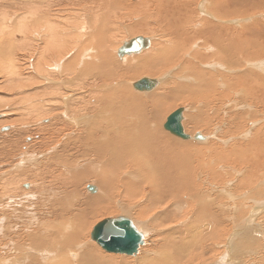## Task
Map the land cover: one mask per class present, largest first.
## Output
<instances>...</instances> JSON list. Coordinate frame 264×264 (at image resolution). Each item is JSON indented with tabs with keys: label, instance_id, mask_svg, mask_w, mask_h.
<instances>
[{
	"label": "rangeland",
	"instance_id": "rangeland-1",
	"mask_svg": "<svg viewBox=\"0 0 264 264\" xmlns=\"http://www.w3.org/2000/svg\"><path fill=\"white\" fill-rule=\"evenodd\" d=\"M48 1H52L53 5L50 4L47 6L45 2L46 5L44 3V8H40L37 14L31 13L32 16L30 17L29 12H25L21 9V0H0V45H2V41L6 39V36L10 34H15V36L19 35L21 38L19 31L22 28L21 21L23 17H27L26 21L30 22H27L28 24L33 22V24L38 25L37 23L41 20L39 16L46 11V8H50V16L51 13L58 12V15H53V20L51 19L48 24V26L52 28H48L47 24L44 22L45 20H41L40 22L42 23L39 22L40 26L34 25L36 26L34 27L33 24L31 27L28 26L29 29L32 28V30L28 33V38L25 41L21 38L23 44L25 43L21 45L23 47L20 46V48L16 45L15 47L10 46L9 49L8 43H5L2 45L3 48H0V140L3 141L0 143V156H3L0 162H4L5 164L12 162V158L9 162L7 160V156L14 151V148L10 144L16 143L17 151L21 152L20 148L22 147L21 150L24 152L27 151L26 149H29L33 143L37 142L38 138L41 136V133L36 132L37 126H44L43 121L51 118L53 122H57L56 120L63 119L61 116H69V111L67 115L66 109H63V105H66L67 108L71 105L72 113L76 117H80V112H82L80 105L82 103L84 104L87 98H90V94L97 93V91L98 94L115 92V85H120L119 88H117L120 92L122 89L128 90L136 99L143 103H149L154 99L162 97L164 93L172 90L175 86H183V88L196 87V80L198 81L200 79V75L212 81V83H210L211 86L205 89L210 95L206 92L205 98L203 96L201 97L205 92L202 91V93L198 95L199 100L195 99V101L187 97L185 95L186 93H181L182 97L180 100H177V103L173 101L175 102L174 104L171 102V104L161 111L160 120L155 119L156 121L154 123L150 121L153 124V126H151V133L154 132V134L164 136L165 140L167 139V142L171 146L173 144L174 147L179 145L178 147H182L184 153L188 157V164L185 165L186 168L182 167L178 169L179 173H176L179 176L181 175V180L176 184L179 187L162 193V187L164 186L162 183H165L166 180L154 178V176L156 177V175H154L156 171H154L155 167L153 166V162L150 161L149 158L141 156L142 162L146 165L144 163H139L135 168H131V170L127 169L124 173L122 171L119 178L121 180L125 178V181L128 180L131 184L133 183L132 186H138L137 188L144 190L145 197L140 196L141 198H135V201L131 199V201L129 199L128 201L122 196L124 192L123 185H119V188L117 187V192L116 190L113 192V196L115 197L114 202L111 201V203H109L111 209L107 205V211L106 209H102L99 211L100 214L99 212L94 213L92 217L90 216L91 218L89 217L87 218L88 220L86 219L83 228L84 232L83 230L81 232L82 240L79 242L82 251L79 250V244H76L77 247L76 245L72 246L70 248L71 250L67 248L65 251L62 249V251L67 254L70 252L79 253L83 252L84 245H90L92 247L91 250H93L99 258L107 260L103 262V264H158L163 260L165 262L167 261L169 264H179L178 261L183 262H180V264H264V0H180L181 6L175 8L177 11L171 10L165 14L161 21L156 18L148 19L146 13H137L135 7L140 5L153 8L154 4L151 3L152 0H118L120 8L116 13V17L113 20L110 15L107 17V22L110 23V26L107 30V36L109 37L106 39V42L108 41L109 45L107 44L106 50H108L105 51L106 54L103 56L100 52L101 54L97 53L96 56L93 57L94 51H91L85 56L80 55V58H78L80 61L77 60L76 62L77 67H74L76 64H71V67L69 64V62L71 63L74 60V56H77L79 53V50H73L72 46H87V43L91 42V38L96 35V26H99V22L93 23L91 18L93 15L97 18L101 17L102 10L98 5H101L103 0H83V2L82 0ZM64 1H66V3ZM165 1L170 5L169 0H164V2ZM28 2V0H22V4H28ZM36 3H38V0H36ZM19 7H21L20 10ZM69 10L70 12L72 11V13L68 15ZM41 11L42 13L40 14ZM81 11L82 13H80ZM77 12L80 13L81 16L77 14ZM85 13L87 14V19L89 18L88 22L90 24L88 25V31L82 32L83 34H81V25L84 24L85 20L81 22L79 19H85ZM220 13H222V16ZM13 15H15V19L9 23ZM67 16H69L70 19H67L69 18ZM127 17H130V19H127ZM17 18L19 20L21 18V20L19 21ZM38 18L40 20H37ZM17 20L19 22L18 27L14 29L10 28ZM35 20H37V23ZM177 22L180 23V26L177 25ZM94 25L96 26L94 27ZM183 25L188 27V30L186 29L185 31ZM175 29H178L180 32L184 31L185 34L180 36L176 33ZM50 32L56 37L60 36L63 41L69 40L71 48L67 50L68 54L64 52L61 57L55 54V46L49 43L54 44V42H57L50 38ZM228 32L233 37L230 43L232 44L231 47L229 44H226ZM21 34L24 36L23 33ZM78 34L83 36V40L79 38L80 35ZM217 34L220 35L218 36ZM97 35L99 38L102 37V34L100 35L101 37L99 34ZM89 36H91L90 40L88 38ZM138 36L153 40V45H151L152 48L149 50L151 53L147 50L140 54L132 55V57L125 56L124 58L126 60L123 58V60L119 59L115 49L118 48V46L121 47L123 41L131 40ZM183 36L184 38H182ZM215 36L220 41L225 42L222 47L227 46L228 50H231L230 53H232V51L236 53L235 55H230L228 66H226L222 58H216V54L220 55V52L216 48L218 39ZM13 39L14 41L18 40L15 39L14 36ZM175 39L184 42L183 45L185 47L181 48L184 52L180 49L181 51L178 50L177 54L171 53L170 58L172 62L170 64H166L165 67L162 66L159 69L157 68V70H130V68L133 69V67H136L142 61L150 59V56L154 54V52H156V54L157 52L160 53L159 51L163 50L162 45L163 48H168L166 49L167 52L173 50L174 48L172 47H174V44H180L178 40L175 42ZM188 39L190 40L188 41ZM191 39H193V41ZM93 40L96 41L97 38ZM156 49L158 50L156 51ZM42 50H45L47 53H45L46 60L51 58L49 61L47 60L48 62L40 58ZM174 50L176 51V49ZM91 54L93 55L91 56ZM179 54L180 56H178ZM174 56L178 57L175 59ZM106 57H109V59ZM100 58H103V60ZM174 59L175 61H173ZM103 63H107L108 66L105 64L107 69L111 70L129 69V75L127 74L125 78L118 81L113 80L109 82L108 78H105L103 76L104 74H102L106 69L100 72L102 75H97L94 70H91V66L94 64L96 66H101ZM36 64L39 66L36 67ZM48 64L50 67L48 66L47 68ZM53 65H57L58 70L57 68L54 70ZM89 66L90 68H88ZM64 67L67 69L64 70ZM94 67L92 69H94ZM68 68L70 70L74 69L76 73L70 71ZM83 68L86 69L87 73L85 72V77L80 76L81 78H79L80 69ZM52 71H54V73ZM70 72L72 74L71 76L68 74ZM197 72H202L203 75L202 73L199 75ZM196 73L198 74L197 76L195 75ZM63 74L65 75L64 77ZM68 75L70 79L74 76L73 82L75 86L74 84L70 85L68 82ZM92 75L99 79L98 83L95 84L96 86H91L89 84V82L93 80V77H91ZM143 77L156 80L158 78L159 83L157 88L151 92H136L133 87H131V83ZM225 77L231 80L228 78L225 79ZM232 77H239L240 79L233 78L234 80H232ZM45 78H47L49 82H46ZM160 79L161 81H159ZM217 79L219 80L217 81ZM251 79L255 82H251ZM221 80L224 83H221ZM226 81L227 83H225ZM121 83L125 85L122 86ZM238 83L240 86L237 85ZM244 84L246 86H244ZM257 84L259 85L257 86ZM248 86L251 88H248ZM255 86L256 88L259 87L257 88L258 90L254 88ZM54 87L56 90H59V94H57L56 90H53ZM101 87L104 88L102 89ZM65 88H68V92ZM250 91H254V93ZM174 92L173 89V93H169L168 97L173 96ZM50 93H52V95ZM212 93L215 95H212ZM226 93L227 95H225ZM65 94L68 96H65ZM221 94H224L226 99H224ZM226 96H228L229 99ZM61 97L67 98V101L61 100ZM52 99H54V102ZM200 99H202V101ZM89 101L94 105L95 101L93 98ZM206 102H208V104ZM31 104H35L36 106L33 105L34 107H31ZM45 105L47 108H57L58 110L56 109L54 113L51 112L47 116ZM39 107H42V109H39ZM115 107L116 106L113 107V104H110L107 105L106 110L100 111L102 116L106 114L107 116L105 115L104 117L110 119L101 121L100 123L104 131L107 130L108 137H112L118 132L119 126L116 127L117 122L114 120L115 116L118 115L119 118H125V113H122L120 109L116 108L124 114L121 115L120 111L115 110ZM30 108L34 109V111L38 110L36 111L38 114H33L34 111ZM178 108L185 109L184 119L182 121L185 132L189 135L199 132L207 136L208 139L206 141H184L163 129L166 118ZM111 110L114 111L112 112ZM147 110L152 112L150 106H148ZM199 112L202 113L200 116H202L201 118L204 117L202 121L205 123L200 126L196 125L193 121V118L196 117ZM58 115H60L59 118ZM62 121L57 122L59 125L56 126V129L62 131V134H64V132H66V127L60 124ZM81 122L84 124L86 118H82ZM4 128H6V131L1 132ZM81 128L84 127L82 125L74 126L73 131H79ZM47 136L50 138L51 134L46 133L44 135V137ZM51 138L62 139V137L56 134H53ZM116 138H118V135H116ZM57 141L49 147L47 146L48 148L45 147L42 149L46 157L44 156L43 159H40V169L43 170L45 166V171H43L44 173L46 172L45 177L48 176L47 180H54L55 183L57 175H60L61 178H63V175L56 174L57 167L55 166L56 168H54V166L50 165V156L53 157L56 152H60L64 148L60 146L66 140L61 142ZM3 145L4 148H2ZM35 145L32 149L33 152H37V149L34 148ZM72 153L77 156L78 161L81 160L82 157L76 151L73 150ZM137 160L138 159H136V161ZM183 168L184 170H182ZM133 170L135 171V176L132 178L134 173ZM100 171L102 170L97 169L96 172H88L85 178L81 177L79 179V184L76 185L78 190L76 194L78 198L75 202L71 200L66 201L59 197L60 199L57 200L56 205H66V209L69 207L76 208V203L78 204L79 202L80 204L81 201L85 203L89 198L100 196V190L98 194H92L86 190L87 184H93L97 188L99 187V189H102L101 184L97 180V176L104 175V172ZM70 175L74 176V173ZM192 177L193 182L191 179ZM65 180L58 184V186L62 188L58 190L63 193L68 192L65 187H69L71 184L70 181L67 182V179ZM33 183L39 185V182H35V179L32 178L27 182L20 183V187L22 190L27 191L31 188ZM26 184L30 186L29 189L24 188ZM168 187L171 186L168 185ZM32 193L34 196L38 195L37 193L35 194V189H33ZM154 194H158L159 196H156L160 197V199L155 201ZM47 196L48 198H44V202H39V196L33 198V201L32 199L28 200L27 202L29 203L25 201L26 203L24 205L22 203L20 204V201L16 202L19 203L17 209L21 210L20 213H16V216L21 215L23 217L19 223H17V220H19L17 217H9L10 226L8 223L5 225V229L9 231L8 241H12V243L9 246V252L6 250L7 254H5V252L3 255L0 251V260L3 255L8 261V264H32V261H37V264H55L56 262L65 261V257L60 256V254L51 253V256L45 254L41 256L44 248L49 250L51 245L55 247L62 246L57 243L51 244L55 241L52 236L46 237V240L43 239V242L37 239L35 240L40 230V232H42L40 236L43 238L48 233H53L58 228V223L61 220L59 218L61 213L57 215L58 212H55L52 216L51 211H53L54 207L49 205L46 206L45 203L46 201L49 202V199L52 198V194H47ZM168 197L173 199L170 200ZM147 198H152L153 202L151 205L147 202ZM67 202L70 204H67ZM153 203L156 205H153ZM48 206L50 209H46ZM101 206H103L102 203L100 207ZM139 206H145L142 218L133 216L132 210ZM179 207L183 209H179ZM48 211L50 212V216H48ZM121 216L131 219L139 232H142L143 238L145 239H143L144 244L140 246L139 252L135 256L107 253L91 240L90 233L97 223L106 218H117ZM68 218L71 219V216ZM210 221L212 224L209 223ZM36 223H39L40 227ZM43 224L49 225L45 227ZM36 227L38 230L35 229ZM210 230L212 233H217V237L213 233L214 236L211 237L212 239L208 240L207 238V241H202L204 238L210 237V234L208 235V232H211ZM67 232H70V230ZM199 236H201V239L195 243L196 237L198 238ZM33 240H35V243L37 241L40 247L34 246L32 244ZM44 242L46 245L43 246ZM8 243L10 244V242ZM191 244L196 245L194 249ZM41 247H43V249ZM186 249H188L189 252ZM187 252L190 254L188 255ZM185 254L186 257L184 256ZM191 255L195 257L194 260H192L193 257ZM31 257L35 259L31 260ZM165 262L163 263L167 264Z\"/></svg>",
	"mask_w": 264,
	"mask_h": 264
},
{
	"label": "bare ground",
	"instance_id": "bare-ground-1",
	"mask_svg": "<svg viewBox=\"0 0 264 264\" xmlns=\"http://www.w3.org/2000/svg\"><path fill=\"white\" fill-rule=\"evenodd\" d=\"M28 4H22V0H21V5H22V8L19 7V10L20 8L23 9L25 12H29L30 13V17L32 16L31 13H34V14H37V11L40 9V8H44V3L46 2L47 3V6H49L50 4L53 5L52 1H48V0H38V3H36V0H28ZM124 1V0H123ZM66 3V1H64ZM63 2V3H64ZM83 2V0H82ZM170 2V5L168 4L167 1L164 2V0H152V4H154L153 8H150V7H147V6H143V5H140L138 7H135L136 10H137V13L139 14L140 12L142 13H146L147 14V18L148 19H152V18H156L158 20H162L163 17L165 16V14H167L168 12H170L171 10L173 11H177L175 8H177L178 6H181L180 5V0H169ZM18 3V2H17ZM16 3V4H17ZM45 3V5H46ZM12 4V3H11ZM83 4V3H81ZM12 6V5H10ZM63 6V5H62ZM18 7V6H17ZM68 7V6H67ZM70 7V6H69ZM84 7V6H83ZM98 7L101 8L102 10V13H101V17L100 18H97L95 17V15L92 16L91 20L92 22H99V26H96L94 25V27L96 26V37L93 36L91 38V36H89V40L91 38V42H88L87 43V46H72L73 50L74 49H78L79 50V53L77 56H74V60L69 64H70V67H71V64H76V66L74 65V67H77V60L80 61V58L79 56L80 55H83L85 56L86 54L90 53L91 51H94V55L91 54V56L93 55L96 56L97 53H100L101 55H105V51L106 50V47H107V44L109 43L108 41L106 42V39L109 37L107 36V30L110 26V23L107 22V17L108 15H110L111 19L113 20L115 17H116V13L117 11H119V8H120V5H119V2L118 0H103V3L101 5H98ZM50 9V8H49ZM46 8V11L44 13H42V11L40 12L41 16H39V18L41 20H45L44 22L47 24H49V22L51 21V19L53 20V15L57 16L58 15V12L57 13H51V16H50V10ZM65 9V8H64ZM69 9V8H68ZM226 9V8H225ZM58 11V10H57ZM61 11V9H60ZM74 12V11H73ZM67 13V12H66ZM72 11L70 12V10L68 11V15L71 14ZM82 13V11L80 12ZM77 12V14H80ZM25 14V13H24ZM182 14V13H181ZM221 16H222V13H220ZM26 15V14H25ZM24 15V16H25ZM60 15V14H59ZM83 15V14H82ZM28 16V14H27ZM79 16V15H78ZM81 16V14H80ZM29 17V16H28ZM35 17V16H33ZM69 17V16H67ZM26 18L27 17H23L22 21H21V25H22V28L20 29V35H21V38L23 41H25L27 38H28V33H30V30H32V28L29 29V27L32 26L33 22H31V24H28L30 23L29 21H26ZM37 18V17H35ZM37 19V20H40V19ZM81 18V17H80ZM15 19V15H13L11 17V19L9 20V23H11L13 20ZM18 19V18H17ZM32 19V18H30ZM64 19V18H63ZM67 19H70L67 18ZM126 19V18H125ZM127 19H130V17H127ZM147 19V20H148ZM5 20V19H4ZM19 20V19H18ZM15 22L14 25H12V27L10 28H16L18 27V24L19 22ZM21 20V18H20ZM19 20V21H20ZM28 20V19H27ZM37 20H35V22L37 23ZM40 20V21H41ZM81 20H85L84 24L81 25V34H83L82 32H87L88 30V25L90 24L88 21H89V18L87 19V14L85 13V19H79ZM39 21V22H40ZM69 21V20H68ZM67 21V23H68ZM77 21V20H76ZM28 22V23H27ZM34 22V23H35ZM37 23L39 26H40V23ZM43 22V23H44ZM92 23V24H93ZM212 24V23H211ZM36 25V24H33V26ZM36 25V26H38ZM177 25L180 26V23L177 22ZM185 25V24H184ZM183 25V26H184ZM29 26V27H28ZM34 26V27H36ZM46 26V28H47ZM55 26V25H54ZM83 26V27H82ZM217 26V25H216ZM50 26H48L49 28ZM174 27V25H173ZM212 27V26H211ZM223 27V26H222ZM38 28V27H37ZM40 28V27H39ZM52 28V27H50ZM79 28V27H78ZM208 28V27H206ZM56 29V28H55ZM186 29L188 30V27H185L184 26V30L186 31ZM48 30V29H47ZM54 30V29H53ZM57 30V29H56ZM54 30V31H56ZM79 30V29H78ZM106 30V31H105ZM176 33L180 36L184 35L185 32H180L178 29H175ZM219 31V30H218ZM25 32V33H24ZM52 32V31H51ZM49 34L50 38L51 39H54L57 43H55L54 41V44L53 43H49V44H52L53 46H55V50L56 51V55L58 57H61V55L64 53V52H68L67 50L70 49V45H69V40L68 41H63L61 39L60 36L56 37L53 35V33ZM23 33L24 36L21 34ZM110 33V32H109ZM108 33V34H109ZM202 33V32H201ZM221 33V32H220ZM81 34H78L80 35V39L83 40V36H81ZM88 34V33H87ZM95 34V33H94ZM99 36L102 34V37L99 38ZM15 39H18L17 41H14L13 39V36ZM218 36L220 34H217ZM223 35V34H222ZM191 36V35H190ZM227 43L226 44H229L230 47L232 46V44H230L232 42V36L231 34H229V32L227 33ZM216 37V36H215ZM20 36L19 35H16L15 34H10L8 36H6V39L4 41H2V45H4L5 43H8V46H9V49H10V46L11 47H15L17 45V47H20L21 45H24L22 40H21ZM66 38V37H65ZM96 41H94L93 39H96ZM136 38V37H135ZM184 38V36L182 37ZM192 38V37H190ZM217 38V37H216ZM243 38V37H242ZM110 39V38H109ZM134 39V38H133ZM150 40V47L149 48H143L138 54L142 53L143 51H149L152 47L151 45H153V40L150 39V38H147ZM174 39V38H173ZM218 39V38H217ZM62 40V41H61ZM176 40L179 41V39H175V42ZM190 39H188L189 41ZM193 41V39H191ZM46 41V40H45ZM48 41V40H47ZM51 41V40H50ZM126 41H129V40H125L123 42H126ZM173 41V40H172ZM122 42V44H123ZM180 44H174V49H176V51L174 52L173 50H170L169 52L166 51V49L168 48H163V45H162V49L165 50V51H159L160 53L157 52H154V54H152L150 56V59L148 60H145V61H142L141 63H139L136 67H133L130 68V70H137L139 69L140 71H150V70H157V68L159 69L160 67H165L166 64H170L172 61H171V53H175L177 54L178 53V50H180L181 48H184L185 46L183 45L184 42H181L179 41ZM234 42V41H233ZM27 43V42H26ZM187 43V42H185ZM223 41H220L218 39V42L216 44V48L219 50L220 52V55L219 54H216V58H222L223 61H225L226 63V66H228L227 64H229V61H230V55H235L236 53L234 51L231 52V50H228L227 46H223ZM159 44V43H158ZM0 45V48H3V46ZM48 45V44H47ZM51 45V46H52ZM109 45V44H108ZM160 45V44H159ZM2 46V47H1ZM7 46V47H8ZM49 46V45H48ZM122 46V45H121ZM161 46V45H160ZM165 46V45H164ZM187 46V45H186ZM189 46V45H188ZM23 47V46H21ZM20 47V48H21ZM5 48V46H4ZM120 47L118 46V48L115 49V51L117 52V50L119 49ZM171 48V49H172ZM7 49V48H6ZM31 49V48H30ZM93 49V50H91ZM159 49V48H158ZM156 49V51L158 50ZM161 49V47H160ZM18 50V49H17ZM86 50V51H84ZM183 52L184 50L181 49ZM180 50V51H181ZM186 50V49H185ZM236 50V48H235ZM49 51V50H48ZM53 51V50H52ZM173 51V52H172ZM179 51V52H180ZM264 51V50H263ZM50 52V51H49ZM151 53V51H149ZM10 53V51H9ZM46 51L42 50L41 52V56L40 58L44 61H49V59L51 58H48L46 60ZM54 53V52H53ZM71 53V52H69ZM93 53V52H92ZM109 53V52H107ZM218 53V52H217ZM7 54V53H5ZM4 54V55H5ZM68 54V53H67ZM182 54V53H181ZM44 55V56H43ZM132 55H135V54H131V55H122L120 57H118L119 59H125L124 57L125 56H130L132 57ZM9 56V54H8ZM11 56V55H10ZM90 56V57H91ZM108 56V55H107ZM180 56V54L178 55ZM177 56V57H178ZM52 57V55H51ZM110 57V56H109ZM109 57H106L109 59ZM175 59L177 58L176 56H174ZM173 57V58H174ZM172 58V59H173ZM83 59V58H82ZM93 59V58H92ZM96 59V58H95ZM103 60V58H100ZM122 59V60H123ZM175 59L173 61H175ZM234 59V58H233ZM41 60V61H42ZM121 60V61H122ZM126 60V59H125ZM124 60V61H125ZM142 60V59H140ZM221 60V59H219ZM7 61V60H6ZM39 61V59H38ZM47 61V62H48ZM112 61V59H111ZM40 62V61H39ZM103 62V61H102ZM108 62V61H106ZM113 62V61H112ZM111 62V63H112ZM30 63V62H29ZM41 63V62H40ZM51 63V61H50ZM49 63V64H50ZM114 63V62H113ZM189 63V62H188ZM28 64V63H27ZM42 64V63H41ZM40 64V65H41ZM49 64L47 65V68L49 66ZM68 64V63H67ZM81 64V63H80ZM84 64V63H83ZM92 64V63H91ZM104 65L107 63H103ZM101 64V68L99 66H96L95 64V67L94 65L91 66L92 68L94 67V69L91 68V70L95 72V74L99 75L101 74L100 72L104 71L106 69L105 72H102V74H104L103 76L105 78H108V81H118L122 78H125L128 74V71L130 72V70H111V69H107V66ZM127 64V63H126ZM37 65V64H36ZM86 65V64H85ZM114 65V64H113ZM39 65H37L36 67H38ZM233 66V64H232ZM252 66V65H251ZM50 67V66H49ZM58 66L56 65H53V68L55 70V68H57ZM68 67V66H67ZM105 67V68H104ZM129 67V66H128ZM127 67V68H128ZM220 67V66H219ZM40 68V67H39ZM38 68V69H39ZM52 68V69H53ZM80 68V67H79ZM90 68V66L88 67ZM224 68V67H223ZM222 68V69H223ZM226 68V67H225ZM15 69V68H14ZM67 68L64 67V70H66ZM69 69V68H68ZM126 69V68H125ZM41 70V69H40ZM58 70V68H57ZM70 70V69H69ZM68 70V71H69ZM101 70V71H100ZM229 70V69H228ZM70 71H74L75 70H70ZM78 71V70H77ZM81 72H79V75L78 77L81 78L80 76H83L85 77V72L87 73L86 69L83 68V69H80ZM90 71V69H89ZM146 71V72H147ZM225 71V70H224ZM54 73V71H52ZM228 72V71H227ZM199 75L202 73V72H197ZM195 74L196 76L198 74ZM48 74V73H47ZM50 74V73H49ZM70 74V76L72 75L71 72L68 73ZM78 74V73H77ZM101 74V75H102ZM100 75V76H101ZM129 75V74H128ZM203 75V73H202ZM206 75V74H205ZM65 75L63 74V77ZM68 75V78L69 79V83L70 85L71 84H74L75 86V83L73 82L74 80V76L70 79V77ZM88 76V75H87ZM86 76V77H87ZM195 76V77H196ZM248 76V75H247ZM93 77V75L91 76ZM95 77V76H94ZM93 77V80L91 82H89V84L91 86L95 85L98 83V80L96 77L94 78ZM98 77V76H97ZM244 77V76H243ZM55 78V77H54ZM228 78V77H227ZM225 77V79H227ZM232 77V80L236 79L237 77ZM239 78V77H238ZM237 78V79H238ZM46 82H49V80L47 78H45ZM52 79V78H51ZM66 79V80H67ZM77 79V78H76ZM86 79V78H85ZM116 79V80H115ZM141 79H146L148 80L152 86L150 87L151 89L147 92H151L153 90H155L158 86V78L157 80L156 79H152V78H147V77H143V78H140ZM213 79V78H212ZM223 79V78H222ZM223 79V80H225ZM229 79V78H228ZM240 79V78H239ZM248 79V78H247ZM255 79V78H254ZM259 79V78H258ZM57 80V79H56ZM219 79H217L218 81ZM231 80V79H229ZM246 80V79H245ZM257 80V79H256ZM161 81V79L159 80ZM228 81V80H227ZM227 81L225 83H227ZM241 81V80H240ZM244 81V80H243ZM242 81V82H243ZM262 81V80H261ZM51 82V81H50ZM107 82V81H106ZM197 84L196 87L192 86V88H189V87H185L183 88V86H175L172 88V90H169L168 92L164 93V95H162V97L158 98V99H154L152 101H150L149 103H143L142 101L136 99L135 97L132 96L131 92L128 91V90H125V89H122V91L120 92L119 90H117V88H119V86L115 85L116 87L114 88L115 92H108V93H104V94H98V91L97 93H94V94H90V98L87 100H85V103L81 104L80 105V108H82V112H80V117H76L73 113H72V106L69 105V107L67 108L66 105H63V109H66V113L69 111V116H61V118H63L62 120L59 119V120H56L57 122H61L60 124L64 125L66 127V132H64V134H62L63 132L60 131V130H57L56 129V126L59 125V123L57 124V122H53V120L50 118L49 120H45L43 121L44 123V126H37V130L36 132L38 133H41V136L38 138L36 145L35 143H33L29 149L27 148V146L25 145V147L27 148L26 150L27 151H24L21 150L22 147L20 148V151L21 152H18L17 151V147H16V143H12L10 144L13 148H14V151L12 154H10L9 156H7V160L8 162L11 160L12 158V162L9 163V164H5L4 162H0V251L1 253H5L6 250L9 252V246L11 245L12 241H8V236H9V231L7 229H5V225H7L9 223V217L11 218H14L17 217L19 220H17V223H19V221L21 220V218L23 216H16V213H20L21 210H18V206H19V203H16L18 201H20V204L22 203L23 205L28 201V200H31L33 201V198L39 196V202L40 201H43L44 198H48L47 194H52V198L49 199V202L46 201V206L49 205V206H52L54 207L53 211H51L52 213V216L53 214L56 212H58L57 215H59L60 213V222L58 223V228L53 232L51 233H48L46 236L41 237L40 235H42V232L39 231V234L36 236L35 240L37 239L38 241H42L43 242V239H45L46 237H50L52 236V238H54L53 240V243L51 244H54V243H57V244H61L62 246L61 247H55L54 245H51L49 248V250L45 249L42 250V252H39V253H42L41 256L43 254L47 255V256H51V253H55V254H60V256L62 257H65V261H61V262H56L55 264H103V262L107 261V260H104L102 258H99L97 256V254L91 250L92 247L90 245H84V249H83V252H79V253H74V252H70V253H66V252H63L62 249L65 251L67 250V248H71L72 246L74 245H78L79 242L82 240V236H81V232L85 226V223H86V219L89 218L90 216L92 217V215L94 213H98L99 211H101L102 209H106V211L108 210L107 209V205L110 207L109 203H111V201L114 202V199L115 197L113 196V192L116 190L117 192V187L119 185H123V189H124V192L122 193V196L123 198L125 199H131L132 201H135V198H138V197H143L144 196V190H140L139 188H137L136 186H132L133 183L131 184L128 180L125 181V178L124 180H121L119 178L120 176V173H124V171H126L127 169H130L131 168H135L136 165H138L139 163H144L142 162L143 160H141V156H145L147 158L150 159V161L153 162V166L155 167L154 168V171H156V177L154 176V178H157V179H165V183H162L164 184V186L162 187L163 192H166V191H169V190H172L174 188H177L179 187L178 185H176L180 179V176L177 175L176 173H179L178 169L182 168V167H185V165H187L188 163V157L187 155L184 153L183 151V148L182 147H178L179 145H177V147H174L173 145L171 146L168 142H167V139L165 140L164 136L162 135H159V134H154V132L151 133V126H153V124L150 122L152 121L153 123L159 119L160 120V115H161V111L167 107L169 104H171V102L175 101L177 103V100L181 99L182 97V94L183 93H186L185 95L187 97H189L190 99H198V95L200 93H202V91H205V89L208 87V86H211L210 83H212V81H210V79H207L205 77H202L200 75V79L197 81ZM216 82V81H215ZM230 82V81H229ZM232 82V81H231ZM251 82H255L254 80L252 81L251 79ZM260 82V80H259ZM135 83V81H133V83H131V87L132 85ZM221 83H224L222 82L221 80ZM236 83V82H234ZM247 83V82H246ZM245 83V84H246ZM263 83V82H262ZM65 84V83H64ZM115 84V83H114ZM122 86H124L125 84L124 83H121ZM231 84V83H230ZM229 84V85H230ZM233 84V82H232ZM231 84V86H232ZM242 84V83H240ZM244 84V86H246ZM256 84V83H255ZM260 84V83H259ZM257 84V86L259 85ZM55 85V84H53ZM66 85V84H65ZM101 85V84H100ZM214 85V84H213ZM227 85V84H226ZM228 85V86H229ZM236 85V84H235ZM239 85V83L237 84ZM253 85V83H252ZM263 85V84H262ZM67 86V85H66ZM96 86V85H95ZM121 86V88H122ZM240 86V85H239ZM251 86V85H250ZM248 86V88L250 87ZM56 87V86H55ZM55 87L53 88V90H56ZM68 87V86H67ZM227 87V86H226ZM230 87V86H229ZM228 87V88H229ZM235 87V86H234ZM262 87V86H261ZM96 88V87H94ZM102 88V87H101ZM104 88V87H103ZM102 88V89H103ZM227 88V89H228ZM241 88V87H240ZM251 88V87H250ZM253 88V87H252ZM255 89L259 88L256 86L254 87ZM66 89V88H65ZM68 89V88H67ZM66 89V91H67ZM81 89V88H80ZM100 89V87H99ZM173 89H174V94L173 96H170L168 97L169 93L172 94L173 93ZM213 89V87H212ZM217 89V88H216ZM214 89V90H216ZM247 89V87H246ZM253 89V90H255ZM61 90V89H60ZM63 90V89H62ZM251 90V89H250ZM258 90V89H257ZM57 91V94H59V90H56ZM103 91V90H102ZM119 91V92H118ZM213 91V90H212ZM226 91V90H224ZM68 92V91H67ZM70 92V91H69ZM142 92V91H141ZM207 91L204 92V95L202 94L201 97L205 96V93ZM223 92V91H222ZM220 92V93H222ZM250 92H253L254 91H250ZM56 93V92H55ZM71 93V92H70ZM73 93V92H72ZM140 93V92H138ZM176 93V95H175ZM182 93V94H181ZM209 92H207L208 94ZM235 93V92H234ZM52 95V93H50ZM56 94V95H57ZM55 95V94H54ZM88 95V94H87ZM210 95V93H209ZM212 95H215L212 93ZM222 95V94H221ZM227 95V93L225 94ZM224 94L222 95L223 97L225 96ZM235 95V94H234ZM65 96H68L67 94H65ZM71 96V95H70ZM69 96V97H70ZM184 96V95H183ZM57 97V96H56ZM55 97V98H56ZM200 97V98H201ZM209 97V96H208ZM213 97V96H212ZM228 98V96H226ZM232 97H233V94H232ZM54 98V99H55ZM91 98L94 99V105H92L91 101ZM205 98V97H204ZM203 98V99H204ZM54 99H52V101L54 102ZM61 100H64V101H67V98H63L61 97L60 98ZM213 99V98H212ZM224 99H226L224 97ZM229 99V98H228ZM234 99V98H233ZM188 100V98H187ZM195 100V101H196ZM199 100V99H198ZM202 101V99H200ZM205 100V99H204ZM210 100V99H209ZM208 100V102H209ZM193 101V100H192ZM193 101V102H195ZM207 101V100H206ZM211 101V100H210ZM116 102V103H115ZM175 102H173L172 104H174ZM208 102H206L208 104ZM52 103V102H51ZM49 104V103H48ZM110 104H113V107H115V110L117 109H120L122 111V113H125L122 114L120 110H117V111H120L121 115H124L125 118H119L118 115L115 116L114 120L117 122V125L116 127H118V132L115 133L112 137H108L107 136V130L104 131V128H102L100 126V123L101 121H106V120H110L109 118L107 117H104L102 116V114L100 113V111H104L107 109V105H110ZM34 106H36L35 104H33ZM32 104H31V107H34ZM55 105V104H54ZM53 105V106H54ZM148 106H150L152 112L148 111L147 108ZM55 107V106H54ZM117 108V109H116ZM31 109V108H30ZM39 109H42V107H39ZM45 112H46V115L48 116L51 112H55V110L57 109H53V108H47L46 105H45ZM62 109V107H61ZM178 109H181V108H178ZM176 109V110H178ZM183 109V112H182V116H183V119H184V111L185 109ZM32 111H34V109H31ZM58 110V109H57ZM166 110V109H165ZM168 110V109H167ZM175 110V111H176ZM38 111V110H36ZM36 111L33 112V114H38ZM42 111V110H40ZM44 111V109H43ZM42 111V112H43ZM112 111V110H111ZM114 111V110H113ZM112 111V112H113ZM174 112V111H173ZM172 112V113H173ZM104 113V112H103ZM115 113V112H114ZM119 113V112H117ZM116 113V114H117ZM202 113L199 112L196 117L193 118V121L195 122L196 125L200 126L202 124H205L202 120L203 118H201L202 116H200ZM245 114V113H244ZM63 115V114H62ZM68 115V113H67ZM60 115H58V118H59ZM107 116V115H106ZM114 116V115H113ZM86 118V122L83 124L81 122V119L82 118ZM122 117V116H121ZM112 118V119H113ZM42 119V118H41ZM40 119V120H41ZM156 119V120H155ZM167 119V118H166ZM149 122H148V121ZM206 120V119H205ZM207 121V120H206ZM166 122V120H165ZM46 123V124H45ZM159 124V123H158ZM82 125L84 128H81L79 131H73V127L75 126H80ZM164 125V124H163ZM183 125V124H182ZM95 127V128H94ZM115 127V128H116ZM153 128V127H152ZM156 128V127H155ZM157 129V128H156ZM164 129V128H163ZM98 132H97V131ZM165 130V129H164ZM5 132L6 131V128L2 129L1 132ZM13 131V130H11ZM51 131V132H50ZM185 131V130H184ZM20 133V132H19ZM18 133V135H19ZM51 134V136L53 134H56L57 136L59 137H62V139H59V138H56V139H52L51 136L50 138L47 137H44L45 134ZM186 133V132H185ZM197 133L199 132H196L194 133L193 135H189L191 138L190 139H187V141H199V140H196V139H193L192 137L194 135H196ZM8 134V133H6ZM25 134V133H24ZM201 134V133H199ZM245 134V133H244ZM116 135H118V138H116ZM203 137H205V141L208 139L207 136H204L203 134H201ZM213 136V135H212ZM64 137V138H63ZM73 137V138H72ZM64 141L66 140L63 144H61L60 147H64L60 152H56V154L53 155V157L50 156L51 158V164L52 166H54V168H56V174H62L63 175V178L60 177V175H57L56 177V183L54 182V180L50 181L49 179L47 180L48 176L45 177V173L43 171H45V166H44V169H40L41 167V162H40V159H43V157L45 156V153L42 152V149L43 148H48L51 144L55 143L56 141ZM182 140V139H181ZM57 141V142H58ZM186 141V140H184ZM3 142L2 140H0V143ZM59 142V144H60ZM18 144V143H17ZM181 144V143H180ZM35 145L34 148L37 149V152H33L32 149H33V146ZM55 145V144H54ZM185 145V144H184ZM23 146V145H22ZM48 146V147H47ZM56 146V145H55ZM183 146V145H182ZM24 147V148H25ZM2 148H4V145L2 146ZM23 148V149H24ZM58 148V147H57ZM185 148V147H184ZM252 148V147H251ZM52 149V148H51ZM56 149V147H55ZM186 149V148H185ZM184 149V150H185ZM188 149V148H187ZM40 150V151H39ZM76 151L82 158L81 160L78 161L77 159V156L75 154H73L72 152ZM216 150V149H215ZM48 152V151H47ZM50 152V151H49ZM194 152V151H192ZM237 152V151H236ZM248 152V151H247ZM211 153V152H210ZM50 154V153H49ZM46 157V156H45ZM0 159H3V156H0ZM47 159V158H46ZM136 159H138L136 161ZM148 159V160H149ZM244 160V159H243ZM246 161V160H245ZM49 162V163H50ZM53 162V163H52ZM147 162V161H146ZM255 162V161H253ZM148 163V162H147ZM151 163V162H150ZM145 164V163H144ZM149 164V163H148ZM146 165V164H145ZM144 165V166H145ZM10 166V167H9ZM56 166V167H55ZM141 166V165H140ZM139 167V166H138ZM150 167V166H149ZM43 168V167H42ZM53 168V169H54ZM186 168V167H185ZM83 171H82V170ZM97 169H100L102 171L100 172H104V175L103 176H97V180L98 182L101 184V187L102 189H99V187L97 188L95 185L93 184H87L86 185V190L89 192V193H99V190L101 193L100 196H97V197H92V198H89V200H87L85 203L84 201L80 204L78 202V204L76 203L75 205L76 208H72V207H69L68 209H66V205H62V206H57L56 203H57V200H59L60 198H63L64 200L68 201V200H71L73 202H75V200L78 198L77 196V188H76V185L79 184V179L82 177V178H85L86 177V173L88 172H96ZM188 169V168H187ZM184 170V168L182 169ZM82 171V172H81ZM134 171V170H133ZM189 171V170H188ZM182 172V171H181ZM187 172V171H186ZM71 173H74V176L73 175H70ZM151 173V172H150ZM183 173V172H182ZM52 174V173H51ZM54 174V173H53ZM55 174V175H56ZM44 175V176H43ZM88 175V174H87ZM91 175V174H89ZM160 175V176H159ZM52 176V175H51ZM135 176V171L133 173V176L132 178ZM179 176V178H178ZM186 176V175H185ZM193 176V175H191ZM93 177V176H91ZM35 179V182H39V185L38 184H35L33 183V185L30 186L28 184H26L24 186V188L26 189H29V190H22V188L20 187V183H24V182H27L29 179ZM54 178V176H53ZM65 179H67V182H71L70 186L69 187H65L68 192L67 193H63L61 192L60 190L58 189H62L58 186L59 183L63 182ZM149 179V178H148ZM192 179V182H193V177L191 178ZM22 181V182H21ZM66 181V180H65ZM189 182V181H188ZM195 183V182H194ZM166 184V185H165ZM135 185V183H134ZM171 186V187H168ZM49 186V187H47ZM194 186V185H193ZM89 187H94L95 191H90L88 188ZM167 187V188H166ZM119 188V187H118ZM33 189H35V194L37 193L38 195L34 196L32 191ZM181 189V188H180ZM119 190V189H118ZM155 190V189H154ZM156 191V190H155ZM160 191V190H159ZM183 191V190H182ZM119 192V191H118ZM146 193V192H145ZM182 193V192H181ZM185 193V191H184ZM29 194V195H28ZM120 194V193H119ZM165 194V193H164ZM159 196L158 194H154V199L155 201L156 200H159L160 197H157ZM167 195V194H166ZM60 197V198H59ZM140 197V198H141ZM145 197V196H144ZM153 198V197H152ZM152 198H147V202L150 203V205L152 204ZM162 198V197H161ZM170 198V197H168ZM88 199V198H87ZM120 199V198H119ZM144 199V198H143ZM146 199V198H145ZM173 199V198H170V200ZM35 200V199H34ZM83 200V199H82ZM121 200V199H120ZM128 200V201H129ZM130 200V201H131ZM197 200V199H196ZM26 201V202H25ZM51 201V202H50ZM80 201V200H78ZM44 202V201H43ZM138 202V201H137ZM158 202V201H157ZM156 202V203H157ZM29 203V202H27ZM37 203V201H36ZM101 203L103 204V206L100 207ZM147 203V204H148ZM67 204H70L67 202ZM100 204V205H99ZM27 205V204H26ZM60 205V204H59ZM153 205H156L153 203ZM44 206V205H43ZM42 206V207H43ZM46 207L47 208H49ZM78 207V208H77ZM87 207V208H86ZM100 207V208H99ZM145 208L144 207H141L139 206L138 208H135L133 211V216H138V217H143L142 214L143 213V209ZM154 208V207H153ZM152 208V209H153ZM210 208V207H209ZM50 209V208H49ZM48 209V210H49ZM63 211V212H61ZM111 209V207H110ZM115 209V208H114ZM113 209V210H114ZM179 209H183L181 207H179ZM204 209V208H203ZM202 209V210H203ZM23 210V209H22ZM24 210H25V207H24ZM130 210V209H129ZM150 210V209H149ZM27 211V210H26ZM104 211V210H103ZM111 211V210H110ZM145 211V209H144ZM201 211V210H200ZM49 212V211H48ZM125 212V211H123ZM151 212V211H150ZM23 213V211H22ZM30 213V212H29ZM33 213V212H32ZM128 213V212H127ZM28 214V213H27ZM100 214V212H99ZM98 214V215H99ZM209 214V213H208ZM25 215V214H24ZM48 215V214H47ZM96 215V214H95ZM207 215V214H206ZM50 216V212H49V215ZM69 216H71V219L68 218ZM90 217V218H91ZM121 217H124V216H121ZM44 218V216H43ZM125 218H128V217H125ZM111 219H115V218H111ZM129 219V218H128ZM88 220V219H87ZM131 220V219H129ZM25 221V220H24ZM93 221V220H92ZM103 221V220H102ZM132 221V220H131ZM101 222V221H100ZM133 222V221H132ZM22 223H23V220H22ZM45 223V222H44ZM50 223V222H49ZM176 223V222H175ZM211 223V221L209 222ZM38 226H39V223H36ZM212 224V223H211ZM31 225V224H30ZM33 225V224H32ZM49 225V224H48ZM48 225H44L43 226H48ZM134 225V224H133ZM208 225V224H207ZM9 226H10V223H9ZM27 226V225H25ZM24 226V228H25ZM212 226V225H211ZM31 227V226H30ZM40 227V226H39ZM136 227V226H135ZM210 227V226H209ZM219 227V226H218ZM28 228V227H27ZM26 228V229H27ZM37 229V227L35 228ZM70 230V232H67L68 230ZM38 230V229H37ZM138 230V229H137ZM212 230V228H211ZM210 230V231H211ZM34 231V230H33ZM32 231V232H33ZM139 231V230H138ZM215 231V229H214ZM26 232V231H25ZM35 232V231H34ZM84 232V230H83ZM28 233V232H26ZM142 233V232H141ZM204 233V232H203ZM215 234V232H213ZM212 233V231L209 233L208 232V235L210 234V237H206V238H202L203 240L202 241H207V238L208 240L209 239H212L211 237L214 236V234ZM44 234V233H43ZM207 234V233H206ZM217 234V233H216ZM215 234V235H216ZM45 235V234H44ZM212 235V236H211ZM206 236V235H204ZM90 237H91V233H90ZM217 237V235H216ZM230 237V236H229ZM49 239V238H48ZM47 239V240H48ZM144 239V238H143ZM201 239V236H199L198 238L196 237L195 239V243L197 241H199ZM35 240H33L32 244L34 246H39V243L36 241V244L35 243ZM46 240V239H45ZM50 240V239H49ZM52 240V239H51ZM92 240V239H91ZM145 240V239H144ZM192 240V239H191ZM93 241V240H92ZM10 242V244L8 243ZM47 242V241H46ZM94 242V241H93ZM96 243V242H95ZM97 244V243H96ZM144 244V242H143ZM46 245L45 242L43 244V246ZM76 245V247H77ZM98 245V244H97ZM99 246V245H98ZM141 246V245H140ZM139 246V248H140ZM191 246L193 247L194 249V246H196L195 244H191ZM40 247V246H39ZM38 247V248H39ZM100 247V246H99ZM43 249V247H41ZM101 248V247H100ZM191 248V247H190ZM102 249V248H101ZM185 249V248H184ZM192 249V248H191ZM196 249V248H195ZM71 250V249H70ZM79 250L82 251V247L81 245L79 244ZM104 250V249H103ZM188 251V249H186ZM190 250V249H189ZM105 251V250H104ZM201 251V250H200ZM11 252V251H10ZM107 252V251H105ZM139 252V251H138ZM183 252V250H182ZM189 252V251H188ZM187 252V254H188ZM0 253V255H1ZM107 253H112V252H107ZM194 253V252H192ZM7 254V252L5 253ZM49 254V255H48ZM54 254V255H55ZM112 254H117V253H112ZM190 254V253H189ZM188 254V255H189ZM195 254V253H194ZM197 254V253H196ZM4 255V254H3ZM3 255L1 256V260H0V264H8V261L3 257ZM9 255V254H8ZM69 255V257H68ZM118 255H124V254H118ZM126 256H131V255H126ZM132 256H135L132 255ZM186 257V254L184 255ZM183 256V257H184ZM192 256V255H191ZM197 256V255H196ZM184 257V258H185ZM188 257V256H187ZM193 257V256H192ZM28 258V256H27ZM26 258V259H27ZM147 258V257H146ZM179 258V257H178ZM176 258V259H178ZM197 258V257H196ZM201 258V257H200ZM31 260H34L35 258L31 257L30 258ZM195 257H193L192 260H194ZM202 259V258H201ZM143 260V259H142ZM180 260V258H179ZM182 260V258H181ZM191 260V259H190ZM189 260V262H190ZM191 260V261H192ZM10 261V260H9ZM171 261V260H170ZM185 261V259H184ZM64 262V263H63ZM163 262H165L164 260L159 262L158 264H164ZM169 262V261H168ZM179 264L180 262L182 261H178ZM167 263V261L165 262ZM183 263V262H182ZM32 264H37V261L36 262H33L32 261ZM169 264V263H167ZM171 264V263H170Z\"/></svg>",
	"mask_w": 264,
	"mask_h": 264
},
{
	"label": "water",
	"instance_id": "water-1",
	"mask_svg": "<svg viewBox=\"0 0 264 264\" xmlns=\"http://www.w3.org/2000/svg\"><path fill=\"white\" fill-rule=\"evenodd\" d=\"M150 47V40L138 36L129 41L123 42L122 46L117 50L118 57L122 55L138 54L143 48ZM148 78V77H147ZM152 84L146 80H137L133 85L136 92L149 91ZM183 109H178L171 113L163 128L171 135L187 140L191 137L184 131L182 121ZM193 139L202 141L205 139L201 134L197 133L192 137ZM90 191H95L94 187L88 188ZM91 239L96 242L102 249L107 252L136 255L139 251V246L143 244V234L137 230L133 222L128 218L117 217L115 219L106 218L97 223L91 231Z\"/></svg>",
	"mask_w": 264,
	"mask_h": 264
}]
</instances>
